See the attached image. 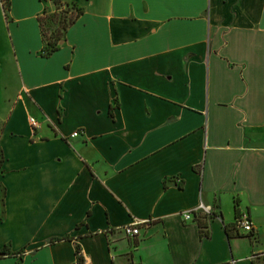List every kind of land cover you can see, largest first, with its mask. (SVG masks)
<instances>
[{
	"label": "crops",
	"instance_id": "crops-1",
	"mask_svg": "<svg viewBox=\"0 0 264 264\" xmlns=\"http://www.w3.org/2000/svg\"><path fill=\"white\" fill-rule=\"evenodd\" d=\"M9 1L0 264H264V0H69L47 58Z\"/></svg>",
	"mask_w": 264,
	"mask_h": 264
},
{
	"label": "trees",
	"instance_id": "trees-1",
	"mask_svg": "<svg viewBox=\"0 0 264 264\" xmlns=\"http://www.w3.org/2000/svg\"><path fill=\"white\" fill-rule=\"evenodd\" d=\"M47 1V0H41ZM54 6L55 10L52 15L48 14L47 8H44L41 15L37 17L39 28L42 35L43 46L40 51V56L47 58L51 56L54 52L59 50L61 44L65 40V34L68 28L73 25L76 20L83 14V8L79 7L76 2L69 0H49ZM3 14L6 20H8V11L10 9L9 0H0ZM51 19L52 21H57L58 25L56 28L51 29L48 35L45 29V21ZM113 107L111 106L110 112L112 113ZM238 217V216H237ZM237 219V218H236ZM235 228V223H234ZM236 229V228H235ZM77 261L82 264V259L79 256L80 247L77 246L75 250ZM5 255V253L0 254V256Z\"/></svg>",
	"mask_w": 264,
	"mask_h": 264
},
{
	"label": "built area",
	"instance_id": "built-area-1",
	"mask_svg": "<svg viewBox=\"0 0 264 264\" xmlns=\"http://www.w3.org/2000/svg\"><path fill=\"white\" fill-rule=\"evenodd\" d=\"M30 124L31 126L36 127L37 121L34 118H30ZM77 134L78 133H73V136H76ZM201 215L214 217V218L217 217L214 214L213 208L203 203H199L193 209L183 212L182 217L185 221H189L193 219V217L201 216ZM142 224H144V222L131 221L130 223L120 227L119 231L123 234L125 238L135 239L140 234V226ZM235 228L247 235H250L254 231L253 222L251 221L250 217L247 214H241L240 216L237 217V219L235 220ZM251 259L264 260V253L252 255ZM221 264H236V260L231 259Z\"/></svg>",
	"mask_w": 264,
	"mask_h": 264
},
{
	"label": "rangeland",
	"instance_id": "rangeland-1",
	"mask_svg": "<svg viewBox=\"0 0 264 264\" xmlns=\"http://www.w3.org/2000/svg\"><path fill=\"white\" fill-rule=\"evenodd\" d=\"M14 1V6L12 8V17H20L25 16L28 19H31L32 15L38 11L40 3H38V0H27V6L24 4L25 0H12ZM52 5V3H51ZM55 8L52 5L51 8L48 10V14L52 15ZM58 25L57 21H52L51 19H47L45 21V29L47 30L46 33L48 35L50 34L51 29L56 28ZM5 22L3 19V13L0 9V51L7 50V40L5 38ZM0 61L2 62V57H0ZM12 93V90H8L6 93L1 92L0 98L2 101H0V109L4 110L5 105L3 103V99L7 94Z\"/></svg>",
	"mask_w": 264,
	"mask_h": 264
}]
</instances>
